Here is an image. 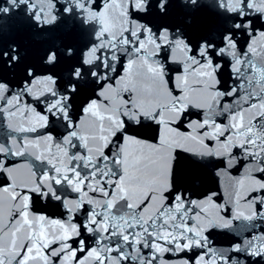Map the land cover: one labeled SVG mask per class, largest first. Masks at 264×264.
<instances>
[{
	"label": "snow or ice",
	"instance_id": "6c2138e0",
	"mask_svg": "<svg viewBox=\"0 0 264 264\" xmlns=\"http://www.w3.org/2000/svg\"><path fill=\"white\" fill-rule=\"evenodd\" d=\"M0 128V264H264V0H0Z\"/></svg>",
	"mask_w": 264,
	"mask_h": 264
},
{
	"label": "water",
	"instance_id": "95a60500",
	"mask_svg": "<svg viewBox=\"0 0 264 264\" xmlns=\"http://www.w3.org/2000/svg\"><path fill=\"white\" fill-rule=\"evenodd\" d=\"M2 133H3V129L0 128V135H2ZM10 159H12V158H10ZM16 162H19V160H17ZM233 175H238V173H237V172H233ZM215 190H217L218 192L221 191V190L219 189V187H217ZM166 258H169V259H175L176 257H171V256H169V257H166Z\"/></svg>",
	"mask_w": 264,
	"mask_h": 264
}]
</instances>
